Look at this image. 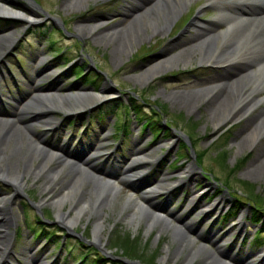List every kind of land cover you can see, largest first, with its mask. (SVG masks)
<instances>
[{"label":"rangeland","instance_id":"obj_1","mask_svg":"<svg viewBox=\"0 0 264 264\" xmlns=\"http://www.w3.org/2000/svg\"><path fill=\"white\" fill-rule=\"evenodd\" d=\"M10 1L13 2L10 5L27 7L33 18L0 17V33L8 29L14 32L12 46L2 50L0 56V111L28 92L22 103H17L25 119L33 108L30 101L35 94L33 86L57 84L53 93L67 92L73 98H62L58 105H51L46 115L30 117L38 120L33 123V129L41 133L46 124L39 120L52 118L48 127L55 128L43 135V139L52 145L65 146L72 160L80 162L89 158L93 164L91 172L100 179H108L116 188L106 190L101 203L94 208L95 195L90 191L99 179L88 175L83 177L78 190L72 192V199L59 205L42 188L48 180L46 176L38 180L26 176L16 194L10 184L0 180V195L11 194L10 209L15 216L7 227L11 247L0 264L78 263L68 253L61 259L64 250L51 248L43 236L32 237L35 230L54 231L68 245L80 236L85 237L88 245L85 248L91 247L89 253L102 252L111 264H122L127 259L132 264H143L141 256L128 257L121 252L129 245L124 238L126 233L136 240L140 254L151 258L149 264H184L193 253L196 256L193 264H201L205 258L209 264H230L218 260L220 251L224 257L233 254L238 260L245 259L244 264H264V258L259 262L262 255L258 257L264 248V171L254 174L244 171L254 162L257 149L248 145L249 138L242 137L245 133L242 120L227 118L213 125L214 114L219 110L226 113L230 102L236 101L241 82L250 83L255 77L247 76L231 84L225 104L210 109L206 104L207 94L202 96V92L220 84L216 77L220 69L210 61L205 63L201 58L205 53L188 39L191 24L217 15L218 9L204 6L203 0H191L174 15L175 19L172 17L163 32L158 29L151 33L147 26L136 40L131 28L136 22L134 18L147 11L149 3L141 2L135 7L133 3L138 0ZM161 22L159 19L158 23ZM225 27L221 24L215 31H223ZM222 34L220 40L224 38ZM130 36L133 42L126 45ZM49 41L53 42L49 44ZM237 46L241 48L235 43L230 46L232 50L229 47L227 55L232 52L237 55L240 50ZM187 47L188 50L183 49ZM57 48L61 50L58 57L53 55ZM151 65L150 79L145 80L141 73ZM79 66L81 79L71 75ZM92 77L96 78L94 83L89 82ZM82 89L96 91L104 97L99 100L78 94ZM190 91L198 94L195 104H185V95L189 96ZM260 92L258 95L263 96L264 90ZM129 96L133 97L132 101ZM135 102L147 112L146 117H158L159 138L151 139L150 132L142 129L143 121L130 108ZM122 103L130 108L128 130L123 135L110 128L113 120L119 122ZM165 129L169 131L167 137L163 135ZM182 142L186 149L179 154ZM139 152L146 154L142 158L150 160L142 161ZM176 154L180 155L178 159ZM134 162H139L137 169L125 172L124 168ZM189 163L194 164L192 177L185 172ZM71 170L66 166L64 173L68 175L61 173L59 178L69 180ZM188 178L189 184L181 183ZM241 180L252 186L250 193L262 197L260 203L248 197ZM156 181L159 188L153 186ZM58 184L55 181L53 189ZM143 191L148 192L153 203L163 205L162 209L147 206L141 195ZM194 198L198 203L192 207ZM239 199L242 203L238 205ZM80 201H87L86 211L74 225H64L58 212L74 215L75 206L83 204ZM214 204L215 210L204 215L205 209ZM255 206L263 220L262 226L253 216ZM148 213L152 214L149 226ZM99 218L103 224L99 230L101 241L93 234ZM256 231L261 234L262 242L252 245L248 240ZM181 244L183 252L174 255L173 250Z\"/></svg>","mask_w":264,"mask_h":264},{"label":"bare ground","instance_id":"obj_2","mask_svg":"<svg viewBox=\"0 0 264 264\" xmlns=\"http://www.w3.org/2000/svg\"><path fill=\"white\" fill-rule=\"evenodd\" d=\"M6 1L7 0H0V15L6 17L14 16L23 20L33 18L27 7L25 8L28 12H25L26 10H24V6L19 8L15 5H10L13 3L10 0L7 2ZM190 1L191 0H185L184 2L182 0L181 2L180 0H138L137 2H134L133 5L135 7L140 6L141 2L150 4L147 11L140 13L137 18H134V20L136 19V22H134L135 24L134 26L132 25L131 28L134 32L133 35L136 36L135 39L138 40V38H140L141 35L145 33L147 26L150 28L151 33H155V31L158 29L161 31L166 29L172 17L174 15L177 16V14H179L182 10L183 6L190 3ZM203 1L204 6L211 8L216 7L219 13L205 21L199 19L195 20L190 26L189 30L191 31L188 39L190 41H194V43L199 46L201 51L205 53L203 56H201V58L206 61L205 63L210 61L211 64H215L220 69L216 74V77L220 79V84L204 89L205 92H202V96L204 95L203 93L207 95L210 93L209 96H205L208 98L206 100V104L209 105L210 109H215L222 104H225L223 102H225V99H227L230 95V92L227 93L226 91H229L230 87H232L231 84L234 85L238 83V81L241 82L242 79L247 76L255 77L254 79L252 78L253 80L250 81V83L247 80L246 82H241L240 88L236 92V101L234 103L230 102L229 107L226 104L228 107L226 109V113H222L219 110L217 114H214L216 119L215 122H213V125L219 124V122L225 121L227 118L235 119V121L242 120V128L245 130V133L242 137L244 140L249 138L248 145L254 148L256 147L257 149L254 162L247 165L244 168V171L245 173L250 174L263 172L264 94L263 96H259L258 93L260 90H264V0ZM176 16H174V19ZM159 19L162 20L161 24L158 23ZM221 24L226 25L225 29H223V31L216 32L215 27H219ZM12 31L13 30L8 29L0 33V56L3 55V52L1 53L2 50L12 46V42L14 41V32ZM222 33L225 34L223 35ZM221 34L224 38L220 40ZM102 35L104 36L106 33H103ZM131 38L133 37H129L128 40L130 41L126 43V45L133 42ZM234 43L241 46V48L237 46L240 48L239 53L237 55L235 54V56L233 55L235 52H232L233 54L231 53L233 56L231 54L227 55L230 51H228V48L234 45ZM126 45L124 44V46ZM188 48L189 47L183 49L188 50ZM183 49L182 51H184ZM235 51L237 50L235 49ZM177 58H179L178 55ZM255 64L258 65L254 69L252 66ZM151 67L152 65L144 69L141 73L145 80L151 76ZM56 85L33 86L35 94L30 98L33 108L29 111V113H26V118L30 119V117H32L31 119H34L36 115H46L50 112L51 105H58L59 102L62 101V98L63 100L64 98H73V96L67 92L64 94H56L55 92L53 93L52 90H57L58 88ZM81 92L86 97L95 96L99 100L104 97L96 91H90L87 89H82ZM192 93L190 91L191 95L188 93L187 94L189 96L185 95V104H190L191 102H194V104L196 103L198 94L196 95L197 92ZM27 94L28 92H25L23 95L15 98V102H13L14 104L7 105V109H5L6 107L4 106V109L0 111V180L10 184L12 186L13 194H16L18 193V190L22 189V186L25 183L24 178L26 176H32L35 179L39 178L40 176H43V178L46 176L48 180L45 181L42 188L44 190L47 189V191H49L48 194L50 193L53 197V202L56 205H59L68 199H72V192L74 190H78L83 177L88 175L90 177L99 179H97L98 181H96L97 183L94 185V189L90 191V193H94L95 195L93 204L94 208H96V206L101 203L100 198L102 195H104V193H106V190L114 188L113 183L108 179H100V176L91 172L93 164L90 162L89 158H86L80 162L72 160L68 155L65 146L52 145L49 144L45 138L43 139V135L45 137L50 131L52 132V129L55 128L54 127L51 129L48 127L52 118L50 119V117H48L47 119L39 120L41 124H46V126H44L40 131L42 134L36 132L35 129H33V123L38 122V120H26V118L22 119L25 114L23 111H18L17 103L20 101L22 103V99H24L23 97ZM139 155L144 157L146 154L139 152ZM138 163L139 162H134L126 166L124 171L127 172L135 169L138 167ZM193 165L194 164L189 163L185 170V172L191 174L190 177L193 175ZM66 166L72 168V170L70 173V179L63 181L59 177L61 173H64ZM87 170H89V172ZM64 175L66 176L68 174L64 173ZM189 179L190 178H188L186 182L181 181V183L189 184ZM55 181L59 182L56 190L53 189L55 186ZM153 186L159 188V181H156ZM142 193H144L141 195L143 196L147 206L153 208V210L162 209L163 205L153 203L149 199L148 192L143 191ZM10 198L11 194L9 193L0 195V263L7 257L12 243V239L9 237V233L7 231L8 225L15 220V216L10 209ZM80 202L83 204L80 205L79 203L75 206L74 215H70V213L58 212L57 216L64 225H74L80 214L86 211L87 207L85 204H87V201ZM192 202V207L196 206L198 203L197 198H194ZM215 208L216 204L209 206L205 209L204 215H206L210 210H215ZM147 215L149 217L147 221L149 226L150 223H152V214L148 213ZM102 225V221L99 218L94 224L93 228V234L99 241H101L99 230L101 229ZM183 250L184 245L181 244L173 250V254L178 256L179 253L183 252ZM219 255L220 258L218 260L221 262L227 260L228 263L230 262V264H244V261H246L245 259L238 260L233 254H229L227 257H224L221 251ZM195 258V253H193L186 259L184 264L195 263ZM261 258H264V256L260 257V263L263 260ZM41 262L42 259L39 257L38 263ZM201 264L209 263L205 258ZM245 264H248V262H245Z\"/></svg>","mask_w":264,"mask_h":264},{"label":"trees","instance_id":"obj_3","mask_svg":"<svg viewBox=\"0 0 264 264\" xmlns=\"http://www.w3.org/2000/svg\"><path fill=\"white\" fill-rule=\"evenodd\" d=\"M53 41H49V44L52 43ZM54 54L53 55H56V57L60 56L61 55V50L57 48L56 51L53 52ZM82 71V67L79 66L77 67L76 69H73V77L76 78L78 77L79 79H81L83 77V74L81 73ZM98 79V78H97ZM96 80L95 77H92L90 79V83H94V81ZM133 100V97H130L129 96V101H132ZM136 103V102H135ZM133 104V103H132ZM135 105V106H134ZM121 117L119 119V122L114 120L113 121V126L117 129L116 131H121L122 133H125L126 130H127V124H128V109H133L136 114H137V117L139 118L140 121H143V124H142V129H148V131L150 132L151 134V138L152 139H157L159 136H160V131H161V128L158 127L156 125V122L158 121V117H153V116H150V118L146 117V114L147 112H145L143 110V108H140V104L139 103H136V104H133L130 106L127 105V104H124L122 103L121 104ZM168 129H165L163 131V135H165V137H167V135L169 134L168 133ZM180 149L182 150L181 153L179 154H183L184 153V149H186V145L185 143L182 142L181 146H180ZM224 153V151H222ZM178 156L180 155H175V158L178 159ZM225 157V155H223V157H221V159L223 160V158ZM231 170V168H230ZM244 187H246L245 189H247L248 191H246V193L248 194V197H250L252 199V201H255L258 203L261 202V199L262 197L258 194H252L250 193V191L252 190V186H250L247 182L245 181H240ZM237 204L239 205L240 203H242L239 200H237ZM233 207H236V206H233ZM254 214L253 215L257 220V222L259 221L260 222V226H262V221L261 220V217H260V213L258 212V207L255 206L254 207ZM259 230V229H258ZM44 231V230H42ZM40 231V233H44ZM125 234V233H124ZM123 234V235H124ZM127 236H124L125 240L127 242H129V245L128 247L126 248H123V250L121 251L123 254L127 255L128 257H131L133 255H137V256H141L142 260L141 262L143 264H149L151 263V258L148 256H142V253L140 254V252L137 250V247H136V240H134L132 237H130L127 233H126ZM44 236L47 238V240H51L53 242H55V246L56 247H59L60 244H61V239L60 238H57L56 234L54 233V231H51L49 232V234H44ZM261 241V236H260V233L259 231H256L253 236L251 237L250 239V242L252 243H259ZM115 242V240H114ZM74 246H76L77 248H75ZM88 245L82 241L81 239L77 238L75 240V243H71L70 245L68 244H63L62 247L68 252L69 255H71V257H73L74 259H77L78 260V263L77 264H111L109 263L110 261L107 259V257L103 256L104 254L102 252H99V251H95L94 253L90 254L89 253V248L91 247H88V248H85L87 247ZM65 254L62 255V257H64ZM122 264H126V263H122Z\"/></svg>","mask_w":264,"mask_h":264},{"label":"water","instance_id":"obj_4","mask_svg":"<svg viewBox=\"0 0 264 264\" xmlns=\"http://www.w3.org/2000/svg\"><path fill=\"white\" fill-rule=\"evenodd\" d=\"M82 239H86V238H84V237H82V236H80ZM126 262H128V263H132V261L131 260H129V259H127V260H125Z\"/></svg>","mask_w":264,"mask_h":264}]
</instances>
